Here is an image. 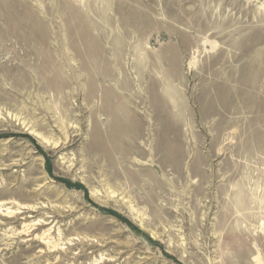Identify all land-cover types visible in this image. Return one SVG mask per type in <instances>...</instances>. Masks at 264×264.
Masks as SVG:
<instances>
[{
	"label": "rangeland",
	"instance_id": "rangeland-1",
	"mask_svg": "<svg viewBox=\"0 0 264 264\" xmlns=\"http://www.w3.org/2000/svg\"><path fill=\"white\" fill-rule=\"evenodd\" d=\"M0 264H264V0H0Z\"/></svg>",
	"mask_w": 264,
	"mask_h": 264
},
{
	"label": "bare ground",
	"instance_id": "bare-ground-1",
	"mask_svg": "<svg viewBox=\"0 0 264 264\" xmlns=\"http://www.w3.org/2000/svg\"><path fill=\"white\" fill-rule=\"evenodd\" d=\"M51 183H53V182H51ZM13 213V212H12ZM10 215V214H9Z\"/></svg>",
	"mask_w": 264,
	"mask_h": 264
}]
</instances>
